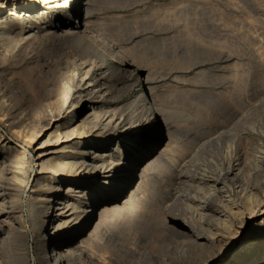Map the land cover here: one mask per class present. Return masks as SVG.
Masks as SVG:
<instances>
[{
    "label": "bare ground",
    "instance_id": "obj_1",
    "mask_svg": "<svg viewBox=\"0 0 264 264\" xmlns=\"http://www.w3.org/2000/svg\"><path fill=\"white\" fill-rule=\"evenodd\" d=\"M80 1L85 16L61 27L59 10L78 7ZM96 1L0 0V64L25 61L29 72L19 98L31 109L26 117H11L10 106L0 98L1 120L20 139L11 145L0 133V264H25L28 229L20 197L28 185L29 147L41 135L45 138L35 148L38 177L32 186L36 205L30 213L42 245L41 264H72L75 255L82 258L78 264H105L99 255L104 231L139 193L147 218L130 223L123 240L132 243V252L142 250L138 257L143 264H205L216 250L223 258L235 238L242 243L226 264H264V258L259 261L264 251V156L254 157L245 168L239 153L240 144L257 135L255 122L245 121L249 110L232 111L239 116L235 121L203 134L202 143L176 159V171L161 177L146 170L168 154L164 156L153 140L134 134L135 127H125L115 109H108L95 94L87 71L79 77L69 71L51 84L37 81L35 73L48 70V65L32 54L45 39L77 33L107 38L88 17ZM258 62L264 72V56ZM162 104L155 103L158 114L149 122L151 133L152 123L165 116ZM259 130L264 135V126ZM100 135L112 137L98 145L92 138ZM206 152L218 154L219 164L209 163L208 168ZM138 166L141 172L134 175ZM146 173L152 178L150 188L142 186Z\"/></svg>",
    "mask_w": 264,
    "mask_h": 264
},
{
    "label": "rangeland",
    "instance_id": "obj_2",
    "mask_svg": "<svg viewBox=\"0 0 264 264\" xmlns=\"http://www.w3.org/2000/svg\"><path fill=\"white\" fill-rule=\"evenodd\" d=\"M82 4L80 1L78 7L59 10L56 19L61 27L73 26L85 16ZM93 7L88 17L107 38L98 40L93 34L77 33L68 38L55 35L45 39L32 54L36 59L46 60L48 65V70L40 75L35 73L38 82L51 84L69 71H75L78 77L87 71L89 80L97 87L95 94L102 96L108 109H115L125 127H135L134 134L153 140L164 156L168 154L146 170L161 177L176 171V159L202 143L204 135L235 121L239 116L234 117L232 111L241 109L249 110L245 121L255 122L258 128L256 136L240 144L241 162H245L246 168L254 157L264 156V135L259 134L264 126V72L258 62L264 56V0H97ZM28 69L25 61L0 64V98L10 106L11 117H26L31 112L26 101L19 98V87L26 82ZM155 103L157 106L163 103L166 112L156 121L157 125L152 123L155 133H151L149 122L155 121L158 114ZM142 116L149 117L144 124L138 122ZM0 133L11 145L20 141L1 117ZM167 136L172 140L168 141ZM111 137L100 135L92 139L104 145ZM44 138L41 135L29 147L28 185L20 197L21 216L28 229L25 264H41L38 253L42 252V245L32 228L30 213L36 205L32 197V190L36 189L32 186L38 177L35 148ZM211 153L205 154L207 166L220 162V156ZM184 169L180 167V171ZM133 172L139 174L141 167ZM147 173L142 176L143 187L151 183ZM130 204L104 231L99 255L105 264H143L142 257L140 261L138 257L142 250L132 252V243L123 240L130 223L147 218L143 193ZM99 207L95 208L97 214ZM241 243V238H235L223 258L219 249L210 254L205 264L230 262ZM263 258L264 251L259 261ZM81 260L75 255L72 264ZM197 261L192 264L201 262Z\"/></svg>",
    "mask_w": 264,
    "mask_h": 264
}]
</instances>
